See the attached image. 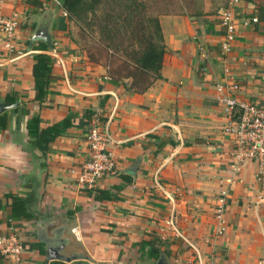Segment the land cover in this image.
Returning <instances> with one entry per match:
<instances>
[{"label": "crops", "instance_id": "obj_1", "mask_svg": "<svg viewBox=\"0 0 264 264\" xmlns=\"http://www.w3.org/2000/svg\"><path fill=\"white\" fill-rule=\"evenodd\" d=\"M30 1L0 0L1 13L18 21L14 51L0 32V100L19 102L0 131V235H16L23 249L18 261L0 255L2 263L264 260V171L250 161L236 166L221 101L264 105V0H209L204 10L159 15L161 78L142 93L129 89L131 78L112 77L106 62L81 57L54 0ZM46 15L54 49L34 50L44 43L31 38ZM227 26L233 40L224 52ZM38 54L54 60L41 103L32 76ZM95 114L112 115L116 170L85 190L76 174ZM34 115L40 130L66 119L69 127L42 149L27 127Z\"/></svg>", "mask_w": 264, "mask_h": 264}, {"label": "trees", "instance_id": "obj_2", "mask_svg": "<svg viewBox=\"0 0 264 264\" xmlns=\"http://www.w3.org/2000/svg\"><path fill=\"white\" fill-rule=\"evenodd\" d=\"M60 1L69 22L78 25L83 34H97V47L104 53L106 62L113 55L121 61L117 69L110 70L112 77L131 78L129 89L139 93L161 78L160 70L166 53L163 35L158 16L147 14L145 0ZM30 2L36 7L41 5L37 0ZM258 15V21L264 28V9H259ZM33 49L48 51L44 43L34 45ZM33 58L34 101L41 103L48 94L54 60L47 54H38ZM91 60L99 62L96 58ZM5 100L11 104L16 102L15 98L7 97ZM24 113L29 115V111ZM39 123V117L34 115L28 119L27 127L31 135H37L42 149L69 127V119L43 130L39 129ZM6 127L7 113H4L0 115V131ZM0 264H3L1 256Z\"/></svg>", "mask_w": 264, "mask_h": 264}, {"label": "built area", "instance_id": "obj_3", "mask_svg": "<svg viewBox=\"0 0 264 264\" xmlns=\"http://www.w3.org/2000/svg\"><path fill=\"white\" fill-rule=\"evenodd\" d=\"M54 3L62 8L60 0H54ZM63 14L65 17L67 16L65 10ZM17 27L18 21L14 16L6 17L0 11V32L5 40L4 48L9 52L15 50L14 41ZM232 31V27L227 26V35L222 44L224 52L229 50V45L233 40ZM17 55L21 56L22 52L18 51ZM221 101L228 115V124L224 128V132L232 137L236 166L244 161H250L258 166L260 172H263L264 105H257L246 100H237L233 97L223 98ZM111 120V114L105 120L98 114L93 115L90 129L86 135L87 158L76 174L77 186L82 189L93 190L99 181L109 177L116 170L113 151L110 149L111 144L114 142L110 133ZM74 172V170L71 171V173ZM225 197L226 192H223L218 200L216 211L217 218L221 220ZM174 222L175 220L172 218L167 224L174 228ZM22 250L20 240L16 235H0L1 256L18 261ZM256 264H264V260H260Z\"/></svg>", "mask_w": 264, "mask_h": 264}, {"label": "rangeland", "instance_id": "obj_4", "mask_svg": "<svg viewBox=\"0 0 264 264\" xmlns=\"http://www.w3.org/2000/svg\"><path fill=\"white\" fill-rule=\"evenodd\" d=\"M209 0H145L146 11L150 16H159L169 13L182 12L184 10L190 13L204 10ZM70 39L75 41L77 52L81 57L85 54H91L87 58H96L99 62L105 63V55L97 46V34H83L78 25L71 22L68 27ZM111 58V59H110ZM111 60V61H110ZM110 61V62H109ZM121 61L116 56L108 57L106 65L110 66V70H115L120 66Z\"/></svg>", "mask_w": 264, "mask_h": 264}, {"label": "water", "instance_id": "obj_5", "mask_svg": "<svg viewBox=\"0 0 264 264\" xmlns=\"http://www.w3.org/2000/svg\"><path fill=\"white\" fill-rule=\"evenodd\" d=\"M50 29H51V19L50 17L46 15L44 19L42 20V22H40V25L37 28L36 32L32 35L31 42L42 41L46 44L49 50H53L54 47L52 43ZM18 105H19L18 101L11 104V103L0 100V115H2L3 113H5L6 111L10 109H14ZM158 264H162V261L160 260Z\"/></svg>", "mask_w": 264, "mask_h": 264}]
</instances>
